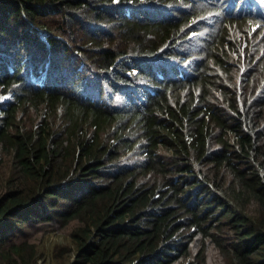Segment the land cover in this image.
<instances>
[{"label": "trees", "instance_id": "1", "mask_svg": "<svg viewBox=\"0 0 264 264\" xmlns=\"http://www.w3.org/2000/svg\"><path fill=\"white\" fill-rule=\"evenodd\" d=\"M224 5L0 0V264H264V16Z\"/></svg>", "mask_w": 264, "mask_h": 264}, {"label": "clouds", "instance_id": "2", "mask_svg": "<svg viewBox=\"0 0 264 264\" xmlns=\"http://www.w3.org/2000/svg\"><path fill=\"white\" fill-rule=\"evenodd\" d=\"M219 3L225 4V13L217 17V22L229 19L233 16L240 20L256 19L258 16H264V0H217ZM241 8V9H240ZM240 9V10H239ZM149 13L158 15L155 11L148 9ZM211 15L209 16V18ZM46 36L45 34H43ZM9 95L5 96V99Z\"/></svg>", "mask_w": 264, "mask_h": 264}, {"label": "rangeland", "instance_id": "3", "mask_svg": "<svg viewBox=\"0 0 264 264\" xmlns=\"http://www.w3.org/2000/svg\"><path fill=\"white\" fill-rule=\"evenodd\" d=\"M70 238L65 233H52L50 234L45 241V252L46 254L43 257H39L37 264H50V248L51 245L56 244L58 242L62 244H69ZM213 259H217L216 257H212ZM209 259V258H208Z\"/></svg>", "mask_w": 264, "mask_h": 264}, {"label": "bare ground", "instance_id": "4", "mask_svg": "<svg viewBox=\"0 0 264 264\" xmlns=\"http://www.w3.org/2000/svg\"><path fill=\"white\" fill-rule=\"evenodd\" d=\"M152 9H154V8H152ZM156 10V9H155Z\"/></svg>", "mask_w": 264, "mask_h": 264}]
</instances>
